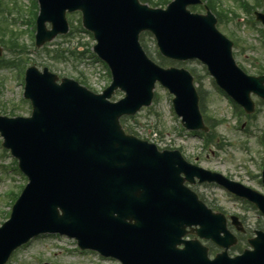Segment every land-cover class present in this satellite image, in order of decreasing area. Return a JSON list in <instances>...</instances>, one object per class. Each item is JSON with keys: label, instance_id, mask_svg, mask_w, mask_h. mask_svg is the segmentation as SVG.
<instances>
[{"label": "rangeland", "instance_id": "1", "mask_svg": "<svg viewBox=\"0 0 264 264\" xmlns=\"http://www.w3.org/2000/svg\"><path fill=\"white\" fill-rule=\"evenodd\" d=\"M7 6L5 13L0 12V26L8 32L14 34L13 39H17L21 46H26L28 54L20 58L41 68L44 64L52 63L51 56L44 49H34L31 47L32 36L26 32L27 26L22 23L27 19L28 7L31 0H2ZM248 4L254 6L257 11H263L256 0H247ZM219 9L229 12L231 21L219 25V29L226 34L237 47L234 48L235 57L242 69L248 74L257 75L264 68V42L260 38L258 29L250 27L246 21L250 14L239 11V7L234 0H221ZM17 6V7H16ZM19 7L23 8L21 15ZM253 8V7H252ZM254 10V9H253ZM221 11V10H220ZM198 12H204L199 10ZM234 12L238 17L234 16ZM18 15V16H17ZM17 18V20H16ZM81 16L78 13L69 15V22L74 27H80ZM7 42V39H5ZM91 39L87 34H75L65 38H57L49 44V50L62 46L63 50L74 51L80 44L90 45ZM145 50L156 56V45L149 35L144 37ZM4 57L13 56L14 53L4 49ZM69 59H61L56 62L52 70L65 77L79 79L81 73L88 75L89 83H94V75L98 69L88 61L69 56ZM29 59V60H28ZM23 65L18 67H0V114L11 116L13 111L17 115H28V104L20 102L23 86L20 85L19 71ZM195 69L203 76V86L206 95L205 108L207 115L214 121L221 122L217 127L218 147H204L203 142L188 133H179L177 130L179 119L172 109V96L160 86L158 97L152 108L143 109L135 119L126 121L139 136L150 142L157 144L160 148L181 147L187 157L193 161L197 160L201 166L218 171L225 176L239 181L264 193V186L261 183V169L264 166V103L255 97L257 103L256 116L249 119L246 114H234L230 102L221 95L212 85L211 78L206 75L204 66L199 62H193L187 66ZM105 69L101 67V80L96 85L100 88L104 81L109 82L104 74ZM92 88V87H91ZM123 97L122 93H117L113 100ZM210 122V121H209ZM244 125V127H243ZM241 126L243 129H241ZM2 139L0 137V144ZM12 162V159L0 151V165ZM25 183L23 177L18 174L5 177V172L0 168V193L12 189L18 193L20 186ZM201 194L208 197L218 208H223L230 214H237L242 217L245 227L254 229L264 228V217L254 210L250 205L234 199L221 188L215 186H201ZM196 190V189H195ZM9 200H0V224L4 221L3 212L9 210ZM63 247V248H61ZM76 244L66 237H42L32 241L29 245L22 247L9 264H41L48 262L51 264H120L118 261L100 258L96 253H80L76 251Z\"/></svg>", "mask_w": 264, "mask_h": 264}, {"label": "water", "instance_id": "2", "mask_svg": "<svg viewBox=\"0 0 264 264\" xmlns=\"http://www.w3.org/2000/svg\"><path fill=\"white\" fill-rule=\"evenodd\" d=\"M188 1L189 0H179L178 5H183ZM41 2L43 4V15L40 21L41 32L43 33V25L47 20H51L55 26L54 32L50 33V37H48L49 39L53 38L58 32H65L66 25L64 23L61 24L59 21L63 20L66 9L72 10L70 7L76 4L72 3L71 0H41ZM78 2L87 8V14L92 18L93 29L96 31L98 39L101 42L99 51L107 58L113 67L116 82L111 92L117 86L121 85L130 92L131 97L129 100H131L137 89L148 92L153 82L151 76L146 72V67L142 63H135L130 59L131 55L129 53L131 48L133 49L136 47L134 32L145 20L142 17L134 16L133 19L130 20L133 21L131 30L128 31L127 29L123 32L124 26L130 15H135V12H132L138 9L135 0H81ZM206 18L208 17H205V19ZM198 20L203 19L192 18V20H184L178 25L177 29L172 30L170 28H164L161 30L163 36L162 44L165 50L169 52L171 40L168 39L171 34L178 43H195L197 47L192 54L203 55L215 60L214 47L227 52V45L224 44L222 39L212 29L214 22L209 20L211 27L205 28L203 23L196 22ZM145 25L146 23H144L143 26ZM123 34L127 37V40H124ZM38 38L39 45H42L45 42V35L40 34ZM107 48L111 50L119 49V52L116 55H106L105 50ZM225 66L229 68L227 63H225ZM221 67L222 66H220L219 69H221ZM220 74L221 72L219 70V76ZM35 77L40 76L33 71L29 78L28 94L36 106V118H39V123H41L40 118H44L45 121V119H49V115L58 121H62L56 118L52 112L53 107L51 104L47 103L48 100L54 97H56L59 107H66L68 109L69 114L65 119L66 121L63 127L71 131V137H61L58 130H53V133L55 135L56 151L63 152L70 158L69 163L71 167L70 170H66L74 177V181L80 183L84 180L81 176L86 177L89 175L88 173H91L94 175L100 174L101 178H104L101 182L106 183L107 180L117 176L115 173L117 169L123 176H126L127 173L124 169L119 168L118 164H116L115 167L112 162L107 161V153L114 147L117 150L111 155V158H122L121 156H125L128 158L124 160L126 163H130L134 160V151L126 144L116 124L118 115L123 112L128 113L132 109L124 108L118 110L119 105L110 106L105 102L103 97L94 99L87 95L84 90L78 89L72 83L57 87L54 84V79L50 76L42 77L38 84H34L33 80ZM123 78L131 79V81L125 84L121 81ZM73 94L79 95L80 98H78L77 101L85 105V108L81 112H79V110H74V112L69 111V97ZM147 97L148 96H146V98ZM74 104H76V102H74ZM33 122L34 120L19 121L8 128L1 129L7 136V146L11 147L17 154L24 151L23 147L30 149L28 142L34 144L35 140H30L29 134L24 135L21 133V130H26L23 128L24 126L31 127L32 125L33 129H35L34 126L36 122ZM71 126L74 127L69 128ZM31 133L35 134L34 132ZM31 136L35 138L34 135L31 134ZM36 148H38V146ZM46 149H48V147H46ZM143 165L144 164L136 167L134 170L140 169ZM23 167L31 175L32 183L19 202L18 207L21 206V208L23 205L27 204L28 199L33 194L37 195L36 190L39 181L30 163L24 161ZM164 183H168V180L164 179ZM143 193H145L144 199L146 201L150 200L151 202L149 210L153 211V207L157 206L161 211V222L159 221L160 225L158 228H154L152 231L153 234L151 235L150 233L148 234L150 236L146 237L132 232H120L121 230H114V232H119L117 234L121 236V240L124 242L121 247L129 248L131 250V256L136 255L135 260L138 259L139 264H175L179 258V253L172 249L175 248V245H171L175 242H181L179 239L185 234L183 222L173 217L176 215L171 212L175 210L179 213V210H177L178 206H173L170 202L171 197L164 195L162 192H157L154 196L146 190ZM172 201H175L177 205L183 204L181 199H172ZM158 203L166 205L168 208L166 209L164 206L158 205ZM128 211H123L124 213H122V217L119 218V221L125 223L126 219L135 220V225H127L125 223L129 226L130 230L146 228L151 224L148 220L143 219L142 213H132L130 210ZM147 216L151 217V213H147ZM82 220L83 222L81 223L88 226L90 230L95 229L99 231L105 228L99 217L94 213L90 212L87 217L82 216ZM190 220L191 219L188 218V221ZM161 246L167 247L165 253L156 252ZM200 253L201 251L199 248L195 246L191 248L185 258L186 264H195L193 263L194 260L198 261L197 264H200L199 262L201 261L203 262ZM147 256L150 258L143 259ZM213 264H264V250L255 251L246 259H241L240 263H232L226 259H221Z\"/></svg>", "mask_w": 264, "mask_h": 264}, {"label": "bare ground", "instance_id": "3", "mask_svg": "<svg viewBox=\"0 0 264 264\" xmlns=\"http://www.w3.org/2000/svg\"><path fill=\"white\" fill-rule=\"evenodd\" d=\"M138 166H140V164L137 165V166H134L133 168L124 167L123 169L125 170V172H126L127 174H132L134 177L137 178V175H138L139 170L142 169V167H141V168L138 169V170H134V169H136V167H138ZM134 171H135V172H134ZM156 193H157V192H154V193H153V196L156 195ZM158 205H160V206H164L166 209L168 208L166 205H163V204H161V203H158ZM108 209H110V212H111L115 217H119L120 213H121V212L123 211V209H124V207L121 205V195H120V194L116 195V197H114V198H111L110 207H109ZM125 211H126V210H125ZM153 211H154L155 213H158V214L161 215V211L158 209L157 206H154V207H153ZM128 222H129V220L126 219V220H125V223H126L127 225H128ZM130 225H132V223H130Z\"/></svg>", "mask_w": 264, "mask_h": 264}]
</instances>
